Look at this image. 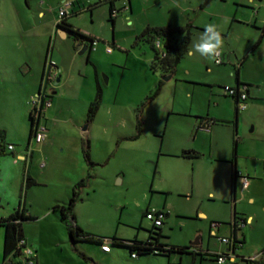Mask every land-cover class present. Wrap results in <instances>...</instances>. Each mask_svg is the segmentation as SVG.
Here are the masks:
<instances>
[{
	"label": "rangeland",
	"instance_id": "obj_1",
	"mask_svg": "<svg viewBox=\"0 0 264 264\" xmlns=\"http://www.w3.org/2000/svg\"><path fill=\"white\" fill-rule=\"evenodd\" d=\"M197 1L203 2L161 0L158 4L152 2L156 4L152 6L151 0H141L142 10L139 13L130 15L129 19L119 17L115 26L109 14L104 12L108 7L105 3L97 8V14L102 13L100 18L93 19L86 11L70 19L77 21L85 30L97 32L104 42L111 43L115 37L126 46L123 47L126 51L116 48V57L111 59L101 55V67L110 65L112 71L110 86L107 82L109 75L101 77L105 88L114 89V92L118 86L120 88L116 100L114 95L108 102L102 100L100 112L93 121L96 131L101 133L105 123L113 122L112 125H115L117 116L123 119V129L128 130L131 136L137 134L138 121L142 123L144 132L138 142L123 139L116 142L111 136L116 157L108 165L94 168L96 177L81 192L84 202L78 208L79 218L84 229L96 236L146 239L153 228L152 221L145 217L146 211L165 209L169 213L163 227L165 242L191 245L204 236L206 246L210 222L221 223L224 230L233 222L234 212L241 217L253 214L257 218L254 224L243 227L247 238L244 247L246 251L251 250L252 245L264 249V196L254 206L247 201L242 203L238 197L232 199L231 163L225 159L232 158L236 138L239 141V172L242 169L246 174L247 165L258 164L264 179V37L253 50L263 35L264 0H215L205 12L185 11L190 3L196 6ZM123 2L128 3L127 0H119L118 6ZM55 6L50 0H0V130L4 134L6 152L9 144L17 147L28 145L31 97L25 106V110H29L27 117H21L23 110L18 87L22 86L21 82H31L28 76L22 74L27 65L37 72L38 63L53 49L52 45L49 49L48 26L44 24L52 18L50 8ZM86 7L89 5L86 4ZM40 11L46 13L44 19L38 15ZM168 11H172L168 16L171 20L185 25L194 24L192 44L204 31L205 25H217L224 39L219 59L223 63L216 64V61L199 54L186 56L173 80L164 81L165 76L161 73L152 75L153 81H163L164 86L159 92L157 88L150 91L152 82L139 75L141 65L134 58L135 53L144 55L150 47L136 46L134 33L146 29L148 18L153 22H163L161 18ZM50 37L55 38L52 34ZM104 42H100L99 46L102 52ZM60 72L61 77L62 70ZM237 74L241 84L249 85L252 99L247 101V110L239 112V119L236 120L235 100L226 94L225 89L237 87ZM240 88L243 90L245 86ZM183 92H194L196 95H182ZM172 105L180 113L169 115ZM190 108L194 114H185V110ZM109 114L113 118H107ZM207 115L217 120L209 131L198 128L200 119ZM164 136V150L179 151L183 145L195 146L196 149L187 150L199 152L202 157L187 168L176 158H166L168 165L161 167L155 156ZM19 140L25 141L20 143ZM123 149L130 155L122 159ZM1 156V166L5 168L3 161L13 160V156L9 152ZM220 158L223 160L218 162ZM44 161L48 164L49 158ZM118 164H123L127 170L124 183L113 173ZM5 172L4 177L10 181L8 172ZM158 183L171 186L183 183L185 188H189V193L183 195L173 191L161 195L155 190ZM262 189L264 191V184ZM200 213L205 217H201ZM214 243L218 242L211 238V244ZM76 248L89 258V262L83 260L81 264H100L97 253L100 245L82 242ZM111 248L114 252L130 255L125 248ZM45 249L47 252L60 250L48 241ZM150 264L159 263L151 260Z\"/></svg>",
	"mask_w": 264,
	"mask_h": 264
},
{
	"label": "crops",
	"instance_id": "obj_2",
	"mask_svg": "<svg viewBox=\"0 0 264 264\" xmlns=\"http://www.w3.org/2000/svg\"><path fill=\"white\" fill-rule=\"evenodd\" d=\"M50 1L56 5V8H50L52 18L44 25L48 26L46 36L50 38L49 46L51 48L52 45L53 49L51 50V53L48 52L49 55H46L44 60L42 59L41 62L38 63L37 72H35L34 67H29L28 65L27 69L22 72V74L30 78L31 82L30 84H27V82H21L22 86L18 87V93L21 95V110H23L21 117H27V112L29 110L26 111L25 106L28 103L29 98L37 95L40 91L48 61L59 69V74H61L60 70H62L61 82L54 87L51 92L52 96L50 99L52 106L46 113V124L48 127L47 140L41 144H33L31 156L28 145L17 147L15 144H9L14 145L13 151H10L7 148L8 152L12 153L13 160L5 159L3 161L5 163V168L1 166V158L3 156L0 155V221L12 216L18 208H25L28 211V215L32 219L25 222L23 225L24 236L27 245L29 247H33L37 254V264H81L83 260L85 262H89L88 256L79 252L76 248V245L82 242H79L76 245L72 243L67 227L62 221L60 212L55 211L54 208L56 206L67 205L72 197L74 187L77 183L82 180H86L89 173H91L92 178L86 186L88 187L90 182H92V180L96 177L94 168L108 165L110 160L116 157V154H113L115 152L112 148L113 142L110 139L111 136L116 140V142L120 139L138 142L144 132L138 136V138H135L137 134H133L131 136L128 134V130L124 131L123 129V119L117 116H115L116 124L112 125L113 122L111 124L105 123L101 133H98L95 129V123H93L95 119L91 123H87L88 110L91 103L96 98L99 86L103 88V101H110L113 95L115 97L114 100H116L117 95H119L120 86H118L117 91L114 92V89H110L108 87L105 88V84L101 81L102 75H109L107 82L109 86L112 83V71L110 69V65L106 67L107 69L101 67L103 66L102 62H100L101 55L111 59L116 57V48L126 51V49L123 48L126 46L123 45V41H120L115 37H113V41L111 42L112 44L104 42L101 38H99L100 35L97 34V32L85 30L77 21L69 20L75 28L79 29L85 35L100 39V42H104L105 44L104 52H102L99 48L100 42H98L96 46L87 52L88 55H82L79 48L80 41H74L71 39L69 33L57 28L58 9L60 5L67 0ZM106 1L110 0H75L74 11L78 12L77 15L84 14V12L89 11L93 19L96 17L100 18L102 13L99 12L97 14L98 6L92 8L91 11L88 10V8L97 3H105L108 7L104 9V12L106 15L108 13L110 16V4ZM127 1L128 3L123 2L119 6L117 4L119 0L114 2L115 8L120 11V14L115 19V24L119 17L124 16V18L129 19L130 15L134 16V14L139 13L142 10L141 0ZM142 1L144 2V0ZM160 1L161 0H151V3L153 2L158 4ZM197 2L196 6H193L190 3L185 11L192 9L194 11L198 10L199 12H205L204 10H207L215 1L205 8L201 7L202 3H199V1ZM153 3L152 6H155L156 4ZM86 4L89 5L88 8L86 7ZM145 7H143V11H145ZM171 12L172 11H168L167 15H162L164 18H161L163 19V22L160 23L153 22V19L148 18L146 21V28L149 26L162 27L168 25L185 26L186 23L181 24V22L171 20L169 18V13ZM38 15L41 16L42 19L46 17V13L43 11H40ZM115 24L112 23L113 26H115ZM143 31L144 30L134 33V37H136L135 42L137 37ZM51 34L54 35L55 38L50 37ZM108 46L111 47V52H108ZM135 54L134 58L138 64L141 65L139 75L143 79H148L149 81L151 80L152 86L150 91H153V89L156 88L160 91L164 86V82L161 85V81L157 83V80L153 81L151 78L152 75L157 74L151 72L149 67L150 62L153 59L152 50L150 49V51H145L144 55ZM222 61L219 60V63L216 62V64L220 65L223 63ZM22 69V67L19 68L20 71H22ZM177 70L173 74V78L171 80L174 79ZM122 83L123 75L121 77V85ZM188 93L189 94L183 92L182 95H196L194 92ZM175 95L177 94L175 93ZM249 97V99H252L251 92H249ZM168 111L169 115H175L174 113L176 112L180 113V110H177L175 105H172V109ZM184 113L194 114L192 108H190V110H185ZM239 114L238 117H236V120L239 119ZM107 118H113V115L109 114ZM201 123L203 124L205 122L202 120L199 121L198 128ZM213 126H211V128ZM211 128H209L208 131L212 130ZM156 133L157 135H160L158 131ZM165 140L166 138L164 136V139L160 144L159 151L156 152L155 156V159L158 161V165L161 167L168 165L166 158H176L177 160H180L177 162H182V164L187 168L190 164H193L194 161L199 160L202 157V154L199 152L187 150L196 149L195 146L186 147L183 145L179 151L164 150ZM235 140L236 138L234 139V152L232 158H229L230 160L225 158L227 159L226 161H229L228 163H231L232 199H236V197H238V200L242 203L247 201L254 206L259 203L262 196H264V191L262 189V185L264 184V179H262L263 175L260 173V166L258 164L247 165L246 174L240 168L239 172L237 166V149L239 147V141L235 144ZM24 141L25 140H19L20 143H24ZM86 144L89 146L91 161L95 163V167L92 171H90L84 156V148L86 147ZM194 153H198L199 155L196 158L190 157ZM129 155L128 151H124L123 149L120 158L123 159ZM44 157L49 158V163L45 164V167L42 168L41 163L46 159H43ZM221 160L223 159L220 158L217 161L219 162ZM234 169L243 175L247 182L246 187H244L241 178H237L236 188L234 187ZM113 170L115 177L118 179L122 178L120 181L124 183L127 173L124 165L118 164L113 168ZM4 171L8 172L10 181L4 177ZM26 176H29L30 179L35 182V185L29 187L27 190H24V179ZM238 185L239 189L237 191ZM155 190L161 195L168 194L173 191H177L183 195L189 193L187 192L189 191V188H185L183 183L175 184L173 186L167 183H158ZM83 202L84 201L82 200L75 207L77 223L83 230L92 234V232L84 229V226L81 224V219L79 218L80 212L78 208ZM158 210L166 211L165 209ZM246 215L244 214L243 217H241L242 215L239 216L243 220L239 221V228L241 230L237 231V233L233 230L232 223L228 224L230 226L229 228L223 230L220 226L216 231L212 227L214 222H210L211 224L207 245H204V236H200L201 238H199L198 241L199 245H196L201 251L199 253L193 249L191 250L193 243H191V245L175 244L173 246L187 247L190 249L187 250V253H167L161 255H149L144 258H133L132 254H120L118 252H114L112 248L110 252H105L102 250V246H100L97 250L100 259L98 261L100 264H150L151 260H156L159 264H218L216 262L217 255L228 253L233 258L228 260L225 264H264V249L252 245L251 250H245L244 245L247 238L243 232V227L248 224H251L252 226L254 221L257 219L253 214H249L248 216ZM200 216L205 217V215L201 213ZM33 226H35L34 228H37V230L34 229ZM221 237L233 239L234 245L231 246L221 242L219 240ZM4 238L5 229L0 226V264L5 263ZM211 238L216 239L218 243L211 244ZM120 239L125 240L124 238ZM135 239L145 241L148 237L146 239H139L136 237ZM235 240L240 242L242 241L243 243H237ZM47 241L55 245L60 250L57 252H47L45 249Z\"/></svg>",
	"mask_w": 264,
	"mask_h": 264
},
{
	"label": "trees",
	"instance_id": "obj_3",
	"mask_svg": "<svg viewBox=\"0 0 264 264\" xmlns=\"http://www.w3.org/2000/svg\"><path fill=\"white\" fill-rule=\"evenodd\" d=\"M116 0L106 1L110 4V21L115 24L116 17H113V13L116 10L115 2ZM215 0H203L202 8L210 5ZM101 3H97L88 8V10H92V8L99 6ZM78 12L73 11L70 17L64 19L61 24L57 25L58 29H62L69 33L70 36L74 38L76 41L87 40L92 43L90 50L94 47L95 42H100V40L85 35L79 29L75 28L71 23L70 19L76 16ZM194 26L192 23H188L185 26H162V27H147L136 39L135 45H147L153 52V59L149 64L150 70L153 73H161L162 76H168L174 74L181 63V61L187 56L188 49L191 47L192 39L194 35ZM264 37V30L261 39L254 46L253 50H255L261 43L262 38ZM158 43L160 46H158ZM50 49V46H49ZM237 87L236 90H241L240 86L243 85L246 87V92L249 97V85L241 84L239 82V76L237 74ZM163 84V81L160 83ZM159 89L157 90V92ZM236 103L237 113L236 117L239 114V97L231 96ZM103 100V88L101 86L98 87L97 95L95 100L91 103L88 114H87V123H91L101 106V102ZM248 101V100H247ZM30 119V134H29V142L32 140L34 135V117L32 112H29ZM201 120L205 123H201L199 125V129L203 127L211 128V126L215 125L216 119L210 118L208 115L201 118ZM143 133L142 123L138 121L137 123V135L135 138H138ZM4 134L0 131V155H7L6 150L3 146ZM238 143V140H235V144ZM29 145V144H28ZM12 155V153H9ZM199 154L194 153L190 157L196 158ZM84 156L85 160L89 166L90 171L95 167V163L91 161L89 146L86 144L84 148ZM239 172L234 169L233 170V183L236 188L237 177ZM92 178L91 173H89L86 180H82L77 183L74 187L72 197L67 205L56 206L54 208L55 211H59L61 214L62 221L65 223L68 233L70 235V239L74 245L79 242L91 243L103 246L106 242H109L111 246L125 248L129 250L130 254H137V257L147 256V255H161V254H172V253H187V247H178L170 245L164 242L166 236L164 235L163 227L165 225V220L169 217V214L164 210H159L163 212L165 215L164 224L162 227H157L153 224V228L149 231L148 239L145 241H140L134 239L132 241H126L118 238L117 236H113L112 238L108 237H100L94 234L88 233L83 230L77 223V218L75 214V207L78 203H80L83 199L81 196L82 190L87 186V183ZM35 185V182L30 179L29 176H26L24 179V190H27L29 187ZM236 192V191H235ZM149 210L146 211L145 217L147 216ZM32 218L28 215V211L25 208H18L15 213L7 219L0 221V226L5 229V238H4V264H24L22 259V247H20V242L25 240L23 225L25 222L31 220ZM234 225L233 230L235 233L241 230L238 226V221L243 220L238 216V213L234 212L233 215ZM237 243H243L242 241H237ZM156 251L158 253H156ZM260 264V263H257Z\"/></svg>",
	"mask_w": 264,
	"mask_h": 264
},
{
	"label": "built area",
	"instance_id": "obj_4",
	"mask_svg": "<svg viewBox=\"0 0 264 264\" xmlns=\"http://www.w3.org/2000/svg\"><path fill=\"white\" fill-rule=\"evenodd\" d=\"M75 8V2L72 0H67L64 1L59 9H58V20H57V25L61 24L62 21L72 14ZM120 11L115 10L113 13V17H117L119 15ZM98 42H95L93 46H96ZM158 46L160 44L158 43ZM108 52H111L112 49L111 47H107ZM59 69L56 68V66L48 61L45 73L43 75L42 79V85L40 88V91L37 95H34L30 99V111L33 114L34 117V135L32 140L29 142V151H30V156L32 153V146L33 144H41L45 142L48 138V127L46 124V113L48 109L52 106L51 102V92L54 87H56L55 83L57 79L59 78ZM226 94L231 95V96H237L239 97V111H244L247 108V100H248V94L246 92V87L243 90H236L235 88H226ZM203 129L208 130V127H203ZM8 149L10 151L14 150V145H9ZM41 167H45V161L41 163ZM237 178H241L244 187L247 186V182L243 175L241 173L238 174ZM146 218L152 223L157 226V227H162L164 224L165 220V215L163 212H160L158 209H151L149 210ZM232 225H234V220L232 222ZM221 226V223L214 222L212 224L213 229L216 231L218 228ZM238 226H239V221H238ZM219 240L223 243H226L228 245H234V240L231 238H224L221 237ZM20 247H22V259L24 264H37V254L35 250H33L31 247H29L26 243V239L22 240L20 242ZM102 250L105 252H110L111 251V245L109 242H106L102 246ZM156 253H158L156 251ZM133 258H137V254L134 253L132 254ZM233 257H231L228 253L226 254H219L217 255V260L216 262L218 264H225L228 260H231Z\"/></svg>",
	"mask_w": 264,
	"mask_h": 264
},
{
	"label": "clouds",
	"instance_id": "obj_5",
	"mask_svg": "<svg viewBox=\"0 0 264 264\" xmlns=\"http://www.w3.org/2000/svg\"><path fill=\"white\" fill-rule=\"evenodd\" d=\"M223 47L224 39L218 26L215 24H207L198 39L188 49L187 55L193 56L199 54L201 57L219 63Z\"/></svg>",
	"mask_w": 264,
	"mask_h": 264
},
{
	"label": "water",
	"instance_id": "obj_6",
	"mask_svg": "<svg viewBox=\"0 0 264 264\" xmlns=\"http://www.w3.org/2000/svg\"><path fill=\"white\" fill-rule=\"evenodd\" d=\"M92 46V43L90 41H87V40H83V41H80V45H79V48H80V52L82 55L86 54L88 51H90V48ZM173 78V74L172 75H169L167 77H165V81H169ZM61 82V77H59L55 83V85L57 86L59 83ZM193 246H196V245H199V242L198 243H193L192 244ZM190 248H187V250H189Z\"/></svg>",
	"mask_w": 264,
	"mask_h": 264
},
{
	"label": "flooded vegetation",
	"instance_id": "obj_7",
	"mask_svg": "<svg viewBox=\"0 0 264 264\" xmlns=\"http://www.w3.org/2000/svg\"><path fill=\"white\" fill-rule=\"evenodd\" d=\"M198 248H199L198 246H193V247H191V250L193 249L194 251H196L197 253H199L201 251Z\"/></svg>",
	"mask_w": 264,
	"mask_h": 264
}]
</instances>
